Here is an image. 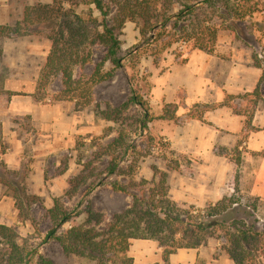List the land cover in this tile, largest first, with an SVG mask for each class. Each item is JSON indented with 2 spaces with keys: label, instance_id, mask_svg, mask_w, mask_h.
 I'll return each instance as SVG.
<instances>
[{
  "label": "trees",
  "instance_id": "obj_1",
  "mask_svg": "<svg viewBox=\"0 0 264 264\" xmlns=\"http://www.w3.org/2000/svg\"><path fill=\"white\" fill-rule=\"evenodd\" d=\"M81 2L93 7H89L85 14L78 12L74 6ZM247 18L255 19L248 23ZM128 21L137 22L140 36L148 44H159L165 37H171L166 43L168 46L174 42L191 43L193 48L208 52L214 50L222 30L228 31L233 40L251 47L250 36L258 33L261 50L254 49L252 59L254 65L263 68V73L253 91L230 94L224 103H231L236 97L251 96L253 102L263 98L264 0H53L52 3L26 5L21 20L14 25H0V36L46 32L51 48L40 72L37 91L51 77L60 75L63 84L60 98L74 99L75 108L81 109L93 102L94 85L112 78L116 70L124 66L126 56H130L133 68L139 64L143 55L140 47L122 52L121 36ZM95 44L104 46L103 57L95 63L90 74L75 77L76 65L83 68L93 60ZM134 49L136 53L133 55ZM130 84V95L121 104L96 105L100 117L117 123L116 136L102 145L98 157L105 155L108 158L106 175L118 176L112 179L111 187L130 194V205L106 221L102 213L92 208L89 199L95 186L103 183L95 177L83 190L85 203L81 200L76 207L70 208L60 197L53 198L52 205L46 210L50 226L39 241H32V236H22L18 225L0 222V264H55L40 251L41 245L49 240L60 243L66 254L96 260L97 264H133V258L128 254L132 238L158 240L167 260L178 247L198 246L210 237L225 238L221 246L236 264H264V225L260 224L258 217L260 200L240 192L241 152L238 146L231 182L234 192L207 203L197 212H194L193 205L169 198L164 181L159 188L139 193L133 192L135 187L131 180V183L120 180L119 176L134 170L143 155V149L133 144L131 135L147 134L148 142L161 143V136L151 132L149 123L155 118L175 119L177 107L175 103L166 104L163 113L154 116L136 76H131ZM7 93L9 96L16 94L11 90ZM172 104L175 106L173 110L168 108ZM215 106L217 104L197 103L189 108L185 117L201 118L195 114L196 109L204 112ZM131 107H138L140 111L128 116ZM0 161L8 171L0 172V183L11 189L19 220L29 222L38 230L30 208L41 199L40 196L8 177L7 173L14 177L19 172L8 169L5 162ZM87 167L88 164L79 174L68 177L67 194L77 193L89 178L95 176L87 173ZM66 168L67 165L62 172ZM82 205L84 208L80 209ZM82 213L84 220L77 222ZM66 223L70 226L63 229Z\"/></svg>",
  "mask_w": 264,
  "mask_h": 264
},
{
  "label": "rangeland",
  "instance_id": "obj_2",
  "mask_svg": "<svg viewBox=\"0 0 264 264\" xmlns=\"http://www.w3.org/2000/svg\"><path fill=\"white\" fill-rule=\"evenodd\" d=\"M52 1L53 0H0V25H14L17 21L21 20L23 9L26 5L52 3ZM106 1L108 2L109 0ZM89 7H93V5L86 4L85 2H81L74 6L75 10L84 14L88 12ZM94 14L97 15V12L94 11ZM254 19L255 18H247V21L249 23ZM258 37V33L253 34V37L250 36V39L252 40L251 47L244 45L238 40H233L228 31L222 30L219 33L217 45H219L221 52L241 51L247 56H252L254 49L261 50V44L259 45L258 43ZM121 38L123 41V53H127L132 48L140 47L139 51L143 55L139 64L133 68V62L130 56H126L124 66L117 69L112 78L94 85L92 89L93 102L84 108L77 109L74 106V99L60 98V91L63 88L60 75L51 77L44 87L40 89L39 92L37 91V82L40 72L51 48V40L47 37L46 32L44 34L31 33L24 36H0V106H5L11 98L7 91L11 90L15 91L16 94L26 95L27 91L31 89V91H33L31 93L33 98L41 103L57 104L61 102L65 107H70L68 112L73 109L83 110V122L81 123L90 125L89 128L79 127L80 130L85 128L89 130H86L85 132H74V134L70 135L72 142L68 145L67 149L55 150L54 148V151L49 153L48 151L53 150L52 145L47 146L45 132H43L40 126L32 120L30 114H16L11 116L9 127L13 129L15 135L23 141L22 149L25 158L23 159L21 167L15 169L19 172L18 175H14L13 177L10 173L7 174L8 177L14 179V182L18 181L23 183L29 191L40 196L41 199L36 201L30 208L31 214L36 220L38 230H36L29 222L23 223L19 220L18 209L15 206V199L11 189L3 186L1 183L0 199L3 195H7L8 198L6 197V201L11 199L10 201H14V204H12V202H3L1 204L0 222L10 225H18L20 234L22 236H32V241H39L50 226V222L46 216V210L52 205L53 198L60 197L70 208L76 207L79 201L84 200L82 199L84 198V188L91 183L95 177L102 180L103 183L95 186L89 195V199L91 200L92 208L95 211L102 213L106 221H109L114 213L120 212L130 205L132 199L130 194L113 190L111 187L112 179H115L118 176L110 177L106 175L105 167L108 163V158L105 155L98 157L103 150L102 145L109 143L116 136L117 123L100 117L96 111V105L99 104L101 107H105L107 103H110L111 105L117 106L126 100L130 95L131 76L137 77L143 86L142 88L145 94V91L147 92V88H149V82H147L148 72L142 68L143 64H141V61L143 58L147 57L157 64L161 63L164 58H173L176 61H182L189 52L197 50L192 47L191 43L182 45L179 42H174L172 46H168L166 43L171 40V37H165L159 44H148L143 42L139 33L138 24L135 21H128L125 24ZM132 51L134 55V53H136L135 49ZM104 52V46L101 44H95L93 46V60L83 68L76 65L74 68L75 77H79L82 74H90L94 69L95 63L103 57ZM6 83L13 87L14 90L4 89ZM246 100V107L241 108L248 112L251 111L252 100L250 98H247ZM180 104H176V110L181 107L182 104ZM4 108L5 107H0L1 115L4 113L2 111H5ZM168 108L173 110L175 106L172 104L168 106ZM139 111L140 109L138 107H131L126 115L131 116ZM187 111L188 110L181 115L175 116L176 121L185 120ZM195 114L197 116H202L203 112L196 109ZM149 126L150 129L154 126L153 121L149 123ZM2 131L3 129L0 127L1 140L4 134ZM151 132L154 133L152 130ZM154 134L161 136L156 133ZM131 138L133 139V144H136L143 149V155L139 157L137 165L135 163L136 166L134 167V170H130V166L126 161L128 164L126 169H128V171L130 170V172L119 176L120 180L123 182H129L131 180L135 187L133 192L139 193L145 190L149 192L151 189L159 188L163 186L164 181V185L167 188V196L175 200L169 193V180L171 179V176L175 175V172L180 175L192 173L193 161L188 156L177 154L171 150L169 146H167L169 141L165 136L159 138L161 143L148 142L147 134L142 136L133 133ZM57 141L61 142L63 140L59 139ZM57 141L54 143H58ZM9 145V141H2L1 149L5 151L10 147ZM239 150L241 156H244L246 150L245 146ZM220 152L225 153V155H223V160L229 158L234 162L237 157L236 150L232 151L227 149V151H225V149H221ZM36 153H41V157L38 159L39 161L33 157ZM261 153L262 152H258L256 154ZM256 154L254 153V157ZM244 160L245 158H241V164L244 163ZM131 163L133 162L130 161V164ZM249 163L255 165L256 162L255 160L254 162L250 160ZM87 164V173H94L95 176L89 178L87 183H85V185L83 184L84 186L81 187L77 193L67 194L69 187L68 177L70 175L79 174ZM37 165H41L44 169L42 174L36 173L35 167ZM65 165H67V168L62 172ZM4 170L5 169L0 165V172L3 173ZM176 181H178L177 178ZM228 191L230 193L234 192L232 189L231 191ZM241 193L245 195L249 194L247 191H242ZM176 201L185 203L180 200ZM85 202L86 201L84 200V203ZM190 205H193L194 212H197L198 210L203 209L206 204ZM84 206L82 205L80 209L84 208ZM84 217L85 215L82 213L76 221L81 222L84 220ZM258 217L260 224L263 226L264 200L262 199L259 201ZM69 226L70 223H66L63 229H66ZM217 235H222V233L217 232ZM207 240L216 239L210 237ZM220 241L223 243L225 238L220 237ZM40 251L44 255L53 259L55 264L66 263L68 257L66 255H69H65L62 246L55 240H49L43 243L40 247ZM77 257L83 256L77 255Z\"/></svg>",
  "mask_w": 264,
  "mask_h": 264
},
{
  "label": "crops",
  "instance_id": "obj_3",
  "mask_svg": "<svg viewBox=\"0 0 264 264\" xmlns=\"http://www.w3.org/2000/svg\"><path fill=\"white\" fill-rule=\"evenodd\" d=\"M216 45L212 52L193 50L182 61L164 58L157 64L147 57L141 61L142 68L148 72L149 82L144 95L154 116L162 114L169 103L182 104L175 116L185 113L197 103L217 104L205 110L201 118L152 120L154 126L151 130L165 136L169 148L175 153L188 156L193 161L192 173L180 175L175 172L171 176L169 193L175 200L190 204H207L221 199L230 193L228 190H234L231 183L234 162L229 158L223 160L225 153L220 150L234 151L237 146L239 149L245 146V155L241 156L245 160L240 165L239 188L241 192L247 191L264 200V84L263 98L257 102L251 101V111L246 112L241 108L246 107V99H251V96L236 97L231 103H224L230 94L253 91L263 68L253 64L251 55L247 56L241 51L221 52L219 45ZM4 89L14 90L8 83ZM32 92L30 89L26 95L13 94L5 106H0L5 107L4 113H0V127L4 133L0 139V159L10 169H19L25 158L23 141L9 127L11 116L30 114L45 132L47 146L52 145L53 150L49 153L54 148L67 149L72 142L70 135L74 132L89 130V124L81 123L83 110L68 112L70 107H65L61 102L41 103L33 98ZM79 127L87 128L80 130ZM59 139L63 141L58 142ZM2 141L10 143L5 151L1 149ZM56 141L58 143L55 144ZM258 152L262 153L256 154ZM33 157L39 161L41 153ZM250 160H255V165L250 164ZM43 170L41 165L35 167L36 173L42 174ZM6 197L3 195L0 199V210L3 202L14 204L11 199L6 201ZM221 243L220 239H216L198 246L178 247L166 260L164 248L158 240L132 238L128 254L133 258V264H236ZM66 256L67 261L63 264H97L96 260L74 254Z\"/></svg>",
  "mask_w": 264,
  "mask_h": 264
}]
</instances>
